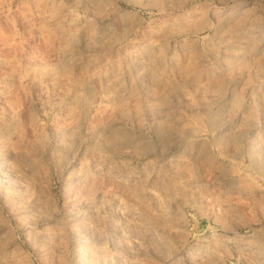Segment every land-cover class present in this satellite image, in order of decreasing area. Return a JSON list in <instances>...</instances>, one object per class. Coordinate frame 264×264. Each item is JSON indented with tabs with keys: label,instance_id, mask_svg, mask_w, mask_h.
I'll return each instance as SVG.
<instances>
[{
	"label": "rangeland",
	"instance_id": "1",
	"mask_svg": "<svg viewBox=\"0 0 264 264\" xmlns=\"http://www.w3.org/2000/svg\"><path fill=\"white\" fill-rule=\"evenodd\" d=\"M0 264H264V0H0Z\"/></svg>",
	"mask_w": 264,
	"mask_h": 264
}]
</instances>
